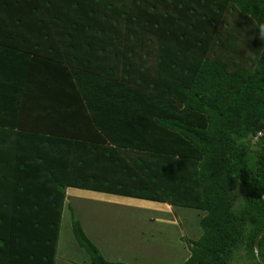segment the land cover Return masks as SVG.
Instances as JSON below:
<instances>
[{"label":"trees","instance_id":"16d2710c","mask_svg":"<svg viewBox=\"0 0 264 264\" xmlns=\"http://www.w3.org/2000/svg\"><path fill=\"white\" fill-rule=\"evenodd\" d=\"M259 24L264 0H0V264H55L67 187L203 212L182 264L264 263Z\"/></svg>","mask_w":264,"mask_h":264},{"label":"rangeland","instance_id":"374dc122","mask_svg":"<svg viewBox=\"0 0 264 264\" xmlns=\"http://www.w3.org/2000/svg\"><path fill=\"white\" fill-rule=\"evenodd\" d=\"M66 193L68 202L64 201L56 264H91L89 255L73 237L72 213L105 258L114 262L182 264L185 250L182 253L176 249L179 238L185 245L186 239H197L201 234L199 220L203 212L196 209L173 206L169 220L158 212L165 203L77 188H69ZM241 201L238 195L236 208ZM229 264L264 263L239 248Z\"/></svg>","mask_w":264,"mask_h":264},{"label":"crops","instance_id":"0c3cea01","mask_svg":"<svg viewBox=\"0 0 264 264\" xmlns=\"http://www.w3.org/2000/svg\"><path fill=\"white\" fill-rule=\"evenodd\" d=\"M69 188H74V187H67L66 188V190H68ZM77 189H79V188H77ZM89 191H91V190H89ZM76 192H79V191H76ZM96 192H98V191H96ZM98 193H101V192H98ZM102 193H105V192H102ZM73 194H77V193H73ZM109 194V193H108ZM116 195V194H115ZM66 196H67V193H66V195H65V198H64V201L66 202H68V200H66ZM119 196H122V195H119ZM127 197V196H126ZM151 201V200H150ZM65 202L63 203V207H64V204H65ZM154 202H156V201H154ZM158 203H165V202H158ZM70 204V203H69ZM148 204V203H147ZM171 207H173V205H169V204H167V203H165L163 206H160V208H158V212L159 213H162L165 217L166 216H168L167 218H169V220H171L172 218L170 217L173 213H171L172 212V208ZM162 208V209H161ZM62 214H63V208H62ZM62 214H61V219H62ZM61 224V223H60ZM83 227V226H82ZM84 229V231H86L85 230V227L83 228ZM86 233V235H87V232H85ZM178 238H179V233H178ZM58 239H59V237H58ZM179 244L177 243L176 245L178 246L176 249H178V251L179 252H184V250H185V254H184V260L189 256V250H188V248H187V246H186V244L184 245V244H182V241H181V239L179 238ZM98 247V246H97ZM57 251V250H56ZM177 251V250H176ZM188 253V255L187 256H185L186 254ZM174 254V253H173ZM172 254V255H173ZM171 255V256H172ZM104 256V255H103ZM174 256V255H173ZM105 257V256H104ZM106 259V258H105ZM106 260H108V259H106ZM184 260H183V262H184ZM110 261V260H109ZM136 261V263L135 264H139L138 263V261L137 260H135ZM182 262V263H183ZM91 263V262H90ZM125 263H127V262H125ZM55 264H56V257H55ZM134 264V263H133Z\"/></svg>","mask_w":264,"mask_h":264},{"label":"clouds","instance_id":"9594fccd","mask_svg":"<svg viewBox=\"0 0 264 264\" xmlns=\"http://www.w3.org/2000/svg\"><path fill=\"white\" fill-rule=\"evenodd\" d=\"M258 35L261 40H264V24L258 25ZM180 157H176L174 160H179Z\"/></svg>","mask_w":264,"mask_h":264}]
</instances>
